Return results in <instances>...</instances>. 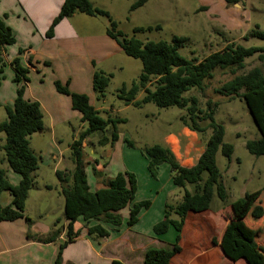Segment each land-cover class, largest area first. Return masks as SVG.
I'll list each match as a JSON object with an SVG mask.
<instances>
[{"label": "trees", "instance_id": "16d2710c", "mask_svg": "<svg viewBox=\"0 0 264 264\" xmlns=\"http://www.w3.org/2000/svg\"><path fill=\"white\" fill-rule=\"evenodd\" d=\"M147 1L136 0L130 5L129 10L134 11ZM245 1L247 0H225L226 4L231 6L242 5ZM75 14L105 17L109 23L106 35L114 41L124 55L141 62V73L137 80L132 82L129 88L122 86L117 95L125 105L134 108L147 103L159 108L174 106L185 111V114L179 117L181 125L201 136L207 130L210 131L203 153L196 164L190 168L180 166L170 150L160 144H155L143 151L148 158L147 170L153 178L156 176L158 165L166 163L170 169L172 184L183 189L182 198L178 203L166 205L164 217L153 226V232L160 235L172 227L178 234L188 212L200 213L208 210L214 195L220 201H225L226 192L221 183L215 157L217 152H220L226 159H230L233 153V147L223 143V127L214 121L216 103L207 101L206 108L202 110L198 107L195 97H185V94L192 89L202 91L206 82L213 78L216 71H228L232 78L214 92L232 100L238 98L247 105V110L252 113L259 125L262 136L258 140L247 141L245 148L252 156H264V46L244 47L229 43L220 51L213 52L200 61H190L178 53V48L186 42V38L173 36L170 43L163 41L143 43L133 37L125 38L120 31H116V24L109 14L93 7L89 0H63L46 36H51L60 21ZM147 30L151 28H135L134 32ZM248 38L264 40V32L255 26L245 37V39ZM13 44H15V38L11 30L0 21V55L5 47ZM252 57H256L261 67H253L247 72L240 73L245 68V61ZM12 66L13 82L17 85L16 97L12 106L4 108L6 118L0 122V133L4 134V143L0 146V150L3 152L1 163H6L8 168L20 177V180L17 185H10L4 170L0 169V194L7 192L11 196L10 205L0 206V221H14L24 217L25 201L28 192L34 186L33 173L37 170L40 159L31 150L29 138L32 134L43 130V115L39 104L23 98L25 90L23 83L27 81L28 71L18 59L13 60ZM2 68L0 59V74ZM111 78L112 74L94 72L92 78L94 93L99 96ZM152 80H154L153 85L149 88ZM53 84L57 93L70 98L72 110L80 114V121L84 124L77 138L69 144L73 169L70 172H55L64 198L66 220V238L59 245L54 261V264H61L62 250L78 236V232L73 230V224L79 218L88 223L93 220L99 221L103 217L104 223L118 227L122 223L119 212L130 206L126 226L131 227L137 222V216L141 210L149 207V202L133 203L136 180L133 174L127 172L116 174L103 189L95 192L89 190L84 173L82 143L95 135L99 138L96 141L97 146H112L119 138L117 125L124 120L103 118L101 112L95 110L89 103L86 95L71 93L67 83L62 85L54 81ZM139 92H143V97L136 100ZM107 131L109 134L106 137ZM124 143L129 148H133L129 140L124 139ZM186 186H192L193 191L188 192ZM263 193L257 191L249 195L245 194L237 201L233 210L234 217L221 237V246L226 253L234 257H244L250 264H263L264 240L258 244L245 237L239 230L238 223L245 224L244 221L247 222L249 217L251 222L262 221L264 208L262 202L259 203V196ZM171 212L177 216V220L170 218ZM249 225L255 226L252 223ZM87 231L88 234L99 237L109 235L108 231L100 225L89 227ZM178 241L177 235L171 249L148 250L143 264H169L171 259L180 252ZM110 264L122 263L113 260Z\"/></svg>", "mask_w": 264, "mask_h": 264}, {"label": "crops", "instance_id": "0c3cea01", "mask_svg": "<svg viewBox=\"0 0 264 264\" xmlns=\"http://www.w3.org/2000/svg\"><path fill=\"white\" fill-rule=\"evenodd\" d=\"M62 2L63 0H0V21L11 30L15 38V44L5 47L0 55L3 64L0 74V114L3 113V116L1 115L0 122L6 118L4 108L12 106L16 97L17 85L13 82L12 62L18 59L28 71L27 81L23 83V98L37 102L43 115V130L37 134L42 136L47 130L52 139V144L47 147L44 156L38 157L43 163L46 160V165L52 164L54 173L70 172L73 169L68 153L69 144L64 150L59 148L62 140H59L61 135H56L57 129L70 126L72 120L79 123L77 134L84 128L80 114L71 108L70 98L56 92L54 81L62 85L67 83L71 93L86 95L95 110L106 111L103 106L97 107L92 101L95 96L92 88L94 72L90 65L98 67L96 65L108 62L122 52L106 35V31L103 36L76 33L72 20L76 18V21H85L86 18L81 14L60 21L51 36L47 37L48 29ZM89 2L92 3L91 0ZM84 51L87 58L82 56ZM127 107L129 105H126ZM124 139L125 137L119 136L112 146H103L100 149L101 159L88 156L85 153L88 143H82L87 186L91 192H95L105 188L107 182L118 173L133 174L136 180L133 203L148 201L149 207L141 210L137 222L131 227L126 226L130 206L119 212L122 223L118 227L104 223L103 217L99 221L88 223L79 218L73 224V230L78 232V236L62 250L61 264H110L113 260L122 264H143L148 250L171 249L177 235L180 252L169 264H219L223 261L231 264H250L244 257L229 255L222 248L221 237L231 219L225 221V216L219 213L218 209L211 210L210 206L208 210L200 213L188 212L180 233L177 234L169 227L165 233L155 234L153 226L163 219L166 205L178 203L183 192L172 184L169 166H164V163L158 165L156 178L152 179V182L149 181L148 158L143 153H128ZM30 141L31 138L29 145L32 150ZM205 141L201 135L182 125L178 133L166 135L160 145L170 150L180 166L190 168L203 153ZM124 155L127 157L125 161ZM135 158L139 164L138 169L130 165ZM3 164L5 165L4 162ZM4 172L10 185L18 184L20 177L7 165ZM160 174L165 176L162 183ZM138 177L143 179L141 184ZM146 188L149 189L148 192H145ZM186 190L193 191L191 186H186ZM160 195L162 197L158 207L153 212V205ZM61 198L63 212L60 227L42 226L37 221H32L26 213V205L23 218L0 221V264H54L59 245L66 238L64 198ZM0 201L1 207L8 206L11 196L6 193ZM170 218L177 220V216L172 212ZM94 225H100L109 235L99 237L88 234L87 229ZM164 238L167 239L163 240Z\"/></svg>", "mask_w": 264, "mask_h": 264}, {"label": "rangeland", "instance_id": "374dc122", "mask_svg": "<svg viewBox=\"0 0 264 264\" xmlns=\"http://www.w3.org/2000/svg\"><path fill=\"white\" fill-rule=\"evenodd\" d=\"M135 1L91 0V4L93 7L107 12L116 24V31H120L125 38L133 37L143 43L158 41L170 43L173 36L186 38V42L178 48V53L190 61H200L207 55L220 51L229 43L244 47L264 46V40L245 39L255 26L264 32V0H247L242 5L237 4L238 6L228 5L225 0H148L142 7L130 11V5ZM81 15L86 18L85 21H76V18L72 20L74 31L79 35L103 36L107 31L109 23L105 17ZM135 28H151V30L137 33L134 32ZM82 56L87 58V53L84 51ZM96 66L98 67L90 65L93 72L112 74V78L99 96L94 93L92 101L95 106H103L106 110L101 112L103 118L124 120L123 123L117 125V133L118 136L125 137L132 142L133 148H128L125 144L128 153H138L139 155L143 153L145 155L144 149L162 143L163 138L168 134L178 133L182 127L179 117L185 114L184 110L174 106L159 108L151 103L144 104L139 108L132 106L126 108L124 102L117 97L122 86L129 88L131 83L139 77L141 73L139 60L127 57L121 52L108 62ZM253 67H261L256 57L247 59L245 68L240 73L247 72ZM231 78L232 75L228 71H216L213 78L206 82L202 91L192 89L185 94V97H195L198 107L202 110L206 108L207 101L216 103L214 121L224 129L223 143L233 147L230 159H226L220 152H217L215 157L216 167L221 175V183L226 192V199L222 202L214 195L210 202V209H218L219 213L225 216V221L234 217L235 205L245 194L264 192V156H252L245 148L247 141L258 140L262 136L261 129L252 113L247 110V105L243 100L238 98L232 100L214 92ZM153 82L154 80L151 81L149 88ZM142 97L143 92H139L136 95V100H140ZM1 115L3 116V113L0 114V117ZM78 126V121L72 120L70 126L57 129L56 135H61L59 140H62L59 143L61 150L66 149L67 144L77 138ZM209 133L210 131L207 130L201 138L206 140ZM108 134V131L105 132L106 137ZM30 138L32 151L39 157L44 156L47 147L52 144L49 132L45 130L42 136L35 133ZM98 139L94 135L91 139L84 140L83 143H88L85 149L88 156L101 159L100 149L102 147L96 145ZM3 143L4 134L0 133V146ZM68 153L70 152L68 151ZM2 158L3 152L0 150V169L4 170L7 164L2 165ZM124 158L125 161L127 157ZM135 159V161H128H132L130 165L138 169L139 164L137 158ZM121 160L124 162L123 159ZM52 168V164L46 165V160L43 163L39 159L38 170L33 173L34 186L28 192L25 201L26 213L29 214L32 221H37L42 226L60 227L63 212L61 188ZM150 176H147V179L152 182L156 176L154 178ZM202 178H205V174ZM138 179L141 184L142 177H138ZM164 181L165 176L160 174V183ZM191 188L193 189L192 186ZM180 190L183 192V189ZM148 191L149 189L146 188L145 192ZM6 193L1 192L0 200L3 196L5 197ZM162 195L158 196V199L155 198L153 212L157 209ZM259 197V203L262 202L264 208V193ZM246 221H244L246 225L238 223L239 230L245 237L258 244L262 243L264 240V216L258 223L251 222L250 217ZM251 223L255 226L249 225ZM169 237L168 234V239ZM219 264L231 263L223 261ZM239 264L244 263L239 262Z\"/></svg>", "mask_w": 264, "mask_h": 264}, {"label": "water", "instance_id": "95a60500", "mask_svg": "<svg viewBox=\"0 0 264 264\" xmlns=\"http://www.w3.org/2000/svg\"><path fill=\"white\" fill-rule=\"evenodd\" d=\"M236 6H238L237 4H236ZM40 133V132H39Z\"/></svg>", "mask_w": 264, "mask_h": 264}]
</instances>
